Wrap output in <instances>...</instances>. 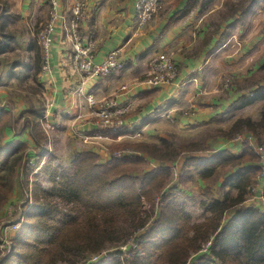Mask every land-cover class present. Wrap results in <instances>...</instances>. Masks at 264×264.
I'll return each instance as SVG.
<instances>
[{"label": "trees", "instance_id": "trees-1", "mask_svg": "<svg viewBox=\"0 0 264 264\" xmlns=\"http://www.w3.org/2000/svg\"><path fill=\"white\" fill-rule=\"evenodd\" d=\"M245 1L228 4L223 11L226 17L248 13L251 7ZM9 22L5 11L0 32L7 40L0 45V54L14 40V34L6 31ZM258 82H249L250 90L230 106V112L260 102L259 120L238 118L221 135L234 139L251 132L264 140V83ZM43 116L44 108L35 106L24 116L23 128L30 130L35 145L42 149L36 158L28 155L27 143L9 146L0 134V223L19 180L26 194L20 206L21 227L11 235L5 255L0 237V264H87L92 255L104 251L110 252L88 264H264V209L245 206L263 172L250 146L245 145L239 154L221 149L207 156L197 155L208 149L202 143L178 144L162 138L130 143L125 148L132 151L118 157L114 153L122 146H114L107 161L96 151H80L68 166L58 167L55 156L47 153L49 139L40 126ZM13 120L11 110L0 108V127L13 128ZM123 133V127L116 130L103 124L98 131L113 138ZM183 155L188 156L177 183L171 185L172 166ZM154 163L157 166L151 168ZM226 167L234 172L220 185L222 198L202 201L204 218L195 220L182 199V189L196 175L210 179ZM37 170L46 175L49 188L43 186ZM34 176L37 179L31 182ZM124 245L126 251L120 248Z\"/></svg>", "mask_w": 264, "mask_h": 264}, {"label": "crops", "instance_id": "crops-1", "mask_svg": "<svg viewBox=\"0 0 264 264\" xmlns=\"http://www.w3.org/2000/svg\"><path fill=\"white\" fill-rule=\"evenodd\" d=\"M8 1L10 5L5 9L10 18L9 28L11 30L14 24L18 26L12 29V47L4 53L10 60L2 66L5 72L2 79L9 86L22 80L33 83L38 90L42 88L49 108L47 110V105L36 98L41 95L33 88L26 96L3 92L1 100L11 109L16 124L24 120L31 106L44 108L43 123L58 133L53 147L48 142L47 153L53 154L55 160L58 158L56 153H63L70 161L82 150L103 154L101 160L107 161L105 146L131 142L128 141L131 138L154 142V137L161 136L169 123L180 129L198 128L230 112V106L246 91L233 86L226 94L222 93L221 73L233 62L228 48L232 39H236V32L242 34L241 29H246L247 35L250 34L248 28L253 11L264 2L257 0L253 4L252 0H246L245 6L251 7L248 16L237 12L226 17L225 8L238 0H163V10L147 26L139 28L137 0H58L60 11L68 19L78 1L87 3V20L80 24V31L86 42L93 43L97 62L105 59L112 50L120 51L123 61L120 70L109 77L84 80L73 71V46L65 27H59L53 35L52 69L43 73L44 53L37 42L38 29L34 30L33 24L37 20L41 26L45 23L46 18L45 21L42 19L47 13L40 18L37 14L48 10L49 16L47 0ZM157 53L172 55L178 66V77L171 84L152 86L146 82L150 59ZM123 86L127 88L123 89ZM88 95L97 99L114 97L118 107L125 109L121 115L124 133L118 138L98 134L101 123L88 107ZM33 98L37 100L33 101ZM30 133L22 127L8 128L5 142L9 146L19 141L27 143L28 155L36 158L39 149ZM229 142L219 139L215 144L220 146L214 149L231 146L232 142ZM94 143L101 148L93 146ZM229 147L236 154L243 151L238 144ZM224 171L218 186L234 169H221L220 174ZM194 183L202 189L209 185L207 179L201 178ZM257 188L259 192L263 191L264 181H260ZM188 196H191L189 191L183 193L182 199L186 201ZM23 197L24 189L19 180L9 202H20Z\"/></svg>", "mask_w": 264, "mask_h": 264}, {"label": "rangeland", "instance_id": "rangeland-1", "mask_svg": "<svg viewBox=\"0 0 264 264\" xmlns=\"http://www.w3.org/2000/svg\"><path fill=\"white\" fill-rule=\"evenodd\" d=\"M47 5L49 4L48 0L46 1ZM10 5V1L8 0H0V16L3 15V13H5L6 11V7ZM50 5V4H49ZM256 8V7H255ZM49 10H51V8H49ZM48 14V10L47 12H44L43 14H37V17H41L45 14ZM47 14L44 16V18L42 19V21H45L44 19L46 18V21L49 19V16L47 17ZM50 15V12H49ZM246 16H248V14H245ZM38 18V19H39ZM45 21V22H46ZM44 23V22H43ZM40 22L39 20H37L36 22H34V26L33 29L37 30V37H38V32L40 27H42L41 25H39ZM45 24V23H44ZM43 24V25H44ZM13 28L17 27L18 25L14 24L12 25ZM10 30V28H8L6 31L8 32V30L12 32V29ZM248 28V27H247ZM18 29V28H17ZM249 30H251L250 34L247 35V30L246 29H241L243 31L242 34H240V32H236V39H232L231 44L229 45L228 48V54H231L233 62L232 63H228L227 64V70L223 71L221 73L222 75V79L223 82L225 81V79L227 77H230L231 79V83L228 89H224L223 87V83L221 86V90L223 91V94H226V90H230L231 88H233V86L236 87H243L245 89V91L250 90V87H248L249 82H254L255 80H259L258 84H262L264 83V2L262 3V5L260 7H258L256 9V11H253V18L250 20V24H249ZM238 31V30H237ZM7 40V38L5 36H3L0 32V44L4 41ZM38 45L40 46L39 43V38H38ZM41 47V46H40ZM248 47V50L245 51V48ZM250 48V49H249ZM19 54V53H17ZM10 56H7V54L0 55V108H7L5 106V103L2 102V93L3 92H7L9 94H13V95H18V96H26L29 91L33 90H38L37 86H34L33 83L31 82H24L22 80L20 81H16L12 86H9L7 83H5L4 79H2L3 77H5V72H4V67L6 64V61L10 60L9 59ZM15 57V56H14ZM36 87V88H34ZM38 93L41 95L38 97H36L37 99H39L40 102H42L43 105H47V110H48V101L47 99L44 98L43 94H44V90L41 88H39ZM36 98H33V101L37 100ZM260 107H261V103H255L253 105H250L242 110H238L236 112H228L225 113L223 115H220L219 117L215 118L214 120L207 122L205 125H200L198 128H194V127H190V128H185V129H180V128H176L173 127L174 125L169 123L166 125V127L163 130V134L161 136L157 135L156 137H154V142H160V140L162 138H165L167 140H169L170 142H174V143H190V142H199L202 143L204 146H207L208 149L206 151L197 153V155H212L214 153H216L218 150H215V146L219 147L220 144H215L216 141H218L219 139H226L228 142L231 141L234 145L231 146H226V148H222V149H228L231 147L236 146V144L240 145L243 147H245V145H248L251 147L250 142H247V137L248 134H251V132H245L241 135L243 136V140L238 142L235 139L238 138L235 137L234 139H228L227 137L221 135V131L222 130H229L230 127L232 126V124L241 117H252L254 120H259L260 116H261V112H260ZM9 109V108H7ZM11 110V109H9ZM12 112V111H11ZM100 121V119H99ZM12 122V119L11 121ZM19 123H21V127L23 128L24 125V120H21L20 122H18L16 124V121L13 120V125L17 128L20 129L21 127H19ZM45 127H47V124H45ZM40 126L42 131L47 135V138L49 139V142L52 143V147H53V143L55 141L56 138H58L57 134L55 131L51 130L53 128L49 127L47 129V132L44 129V126H42V121L40 122ZM6 130V131H5ZM7 130L6 126H1L0 127V134H1V139L2 141L7 144L6 141V136H7ZM262 138L264 139V134H261ZM140 137H137V139H139ZM258 140V139H257ZM128 141L131 142H126L124 144H113L110 146H105V152L108 155V160L110 159V157L112 156L111 153H114L111 151L112 147L114 146H118L121 145L122 149H118V151H115L116 153H114V157H118L121 156L123 153H130L132 150L125 148L128 144L130 143H135V142H141L144 140H136L134 138L128 139ZM21 142V141H19ZM150 142V141H147ZM222 142V141H221ZM259 144L263 143L264 144V140H258ZM18 143V142H17ZM230 143V142H229ZM219 145V146H218ZM93 146L97 147V148H101V146L99 144L94 143ZM124 148V149H123ZM252 148V147H251ZM37 148H35L36 150ZM242 149V150H243ZM253 149V148H252ZM84 151V150H82ZM230 151V150H229ZM42 149L41 150H36V154L39 155L41 154ZM80 152V151H79ZM232 152V151H231ZM98 153V152H97ZM233 153V152H232ZM63 154V153H62ZM60 153H56V155L58 156V158L54 161V165L58 166V167H65L68 166L70 164V160L69 158H66L64 155H62ZM236 154V153H233ZM101 156H104L103 154ZM188 155H183L181 157V159L175 163L174 166H172L173 168V173H174V180L171 183V185L177 183V179L179 178V175L181 173V169L182 166L184 164L185 159L187 158ZM40 157V156H39ZM40 159V158H39ZM73 159V158H72ZM46 158L41 159V162L39 163V167H42V165L45 163ZM182 163V165H180ZM258 163H260L258 161ZM157 164H152L151 168L156 167ZM228 168V167H226ZM224 169V168H222ZM221 169L219 170V173L210 179H207V185L204 189H202L199 184L194 183L197 179H199V176L196 175L195 179L193 180V182L188 186V188H183V192H182V197H183V193H187L188 191L191 193V196L186 197V201L189 205V212L193 215L194 219L197 221H200L204 218V210L201 206V202L202 201H206V200H210L212 198H222V191L220 189V186H218L219 180H221V176L222 174L225 173L222 172L220 174ZM37 176H39V179L42 181L43 186L45 188H49L51 186V183L47 180V178L45 177L46 175L44 174H40L38 172V174H36ZM37 177H31V182H33L34 180H36ZM219 179V180H218ZM22 182V181H21ZM253 193H251L249 200L246 202L245 206H249V205H253L255 207H260V204H257V202H255V200L251 199ZM25 191H24V197L23 199H21L20 202L15 201V202H9L5 205L4 210H3V221L9 222V221H16V219L19 217V212H20V206L22 205V202L25 199ZM12 197V196H11ZM14 198V197H13ZM30 198V197H29ZM11 199V198H10ZM22 208V207H21ZM261 208V207H260ZM264 209V208H262ZM28 210V208H27ZM8 213V214H6ZM14 213V214H13ZM7 218V219H6ZM114 249H112L113 251Z\"/></svg>", "mask_w": 264, "mask_h": 264}, {"label": "built area", "instance_id": "built-area-1", "mask_svg": "<svg viewBox=\"0 0 264 264\" xmlns=\"http://www.w3.org/2000/svg\"><path fill=\"white\" fill-rule=\"evenodd\" d=\"M48 2L51 8L49 19L38 32L39 43L44 53V74L51 72L52 69V65L50 63V53L53 47V35L59 27H65V29L69 32L73 46V71L74 73L81 76L84 80L92 77H109L114 72L120 70L123 67V61L120 57L119 50H112L101 62H97L95 60L93 43L86 42L80 31V24L82 21L87 20V3L85 1H78L75 4L72 10V16L69 19L60 11L58 0H48ZM136 8V20L138 27L143 28L147 26L148 23L163 10L164 2L163 0H137ZM149 66V74L147 76L146 82L152 86L158 84H171L178 77V66L172 55L167 53L155 54L150 59ZM230 83L231 79L230 77H227L223 82L224 89H228ZM126 88V86H123V89ZM87 103L88 107L92 111V114L100 119L101 124L116 130H119L123 127L121 115L126 111L125 109L118 107L114 97L97 99L94 95H88ZM43 119L44 117L41 119L42 126H44L46 133H48L47 130L52 127H50V125L45 127ZM48 127L49 129H47ZM244 135H239L235 140L238 142L242 141ZM246 140L247 142H250L251 147L258 155L260 162L259 165L263 170L262 174L258 177L259 184L260 181H264V144H259L257 138L252 133L248 134ZM36 172H38V170ZM258 184L252 189L253 194L251 199L255 200L257 204H260L261 208H264V193L263 191L259 192L257 188ZM29 197L28 204L30 206L33 204V202L31 196ZM20 217L21 214L19 212V217L16 219V221H2L0 223V237L2 239L1 254L3 255L6 254L11 246V235L21 227V222H19L21 221L19 219ZM120 248H122L123 251H126L128 246L124 245ZM109 252L110 251H104L100 254L92 255L88 259L87 264L100 261L102 258L106 257Z\"/></svg>", "mask_w": 264, "mask_h": 264}]
</instances>
